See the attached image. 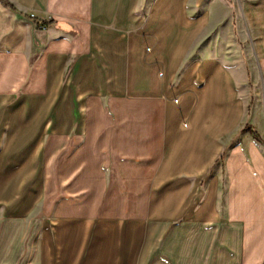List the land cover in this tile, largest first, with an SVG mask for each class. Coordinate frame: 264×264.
Returning <instances> with one entry per match:
<instances>
[{
	"label": "crops",
	"instance_id": "crops-1",
	"mask_svg": "<svg viewBox=\"0 0 264 264\" xmlns=\"http://www.w3.org/2000/svg\"><path fill=\"white\" fill-rule=\"evenodd\" d=\"M237 2L0 0L5 148L36 132L16 188L47 158L29 264H264V0Z\"/></svg>",
	"mask_w": 264,
	"mask_h": 264
},
{
	"label": "rangeland",
	"instance_id": "rangeland-1",
	"mask_svg": "<svg viewBox=\"0 0 264 264\" xmlns=\"http://www.w3.org/2000/svg\"><path fill=\"white\" fill-rule=\"evenodd\" d=\"M144 1L145 0H141L140 4L143 5ZM229 1L231 2L233 8L235 7L237 9V0ZM141 5L140 8L143 9V6ZM174 79L176 81L177 77H175ZM14 105L15 100L4 102L2 105L3 108L0 109V118H2V116H5L6 111L7 113L13 112ZM21 126L24 127L25 125ZM8 130V125L0 121V155H3L4 157L3 161L1 160L0 162V176L8 177V179L11 177L4 183V188H7L8 191H10V189L16 188V184H13V176L11 175L17 172V170L23 167V165L26 163L28 154L36 143V132L30 131L28 134H21V137L18 140V144L15 142L10 145V147L5 148V138L7 136ZM46 140L47 136H45L43 143L46 144ZM46 161L47 158L45 155H39V160L36 164H34L35 169L33 175L31 176V178H25V180L20 182L19 188L15 189L16 192L13 197L12 203L9 202L8 198L0 197V222L5 220L6 218L20 217L23 219L25 229V242L17 252V257L15 258V260L13 261V257L15 256V254L12 258L7 257L6 259V257L4 256L5 254L3 252H0V264H11L12 261V264H29L30 262L33 248L36 244L39 234L41 233L42 221L48 216V182L46 180L45 173ZM37 174L40 175L41 180L39 189L36 185L32 184ZM15 198L25 201V204L22 205V208L18 207V205L16 204L17 200H15ZM176 223L178 222H174V224ZM145 225L147 226V224Z\"/></svg>",
	"mask_w": 264,
	"mask_h": 264
},
{
	"label": "trees",
	"instance_id": "trees-1",
	"mask_svg": "<svg viewBox=\"0 0 264 264\" xmlns=\"http://www.w3.org/2000/svg\"><path fill=\"white\" fill-rule=\"evenodd\" d=\"M33 19V22L37 25V27H45L46 24L48 23V21L46 20H38L36 17H31ZM253 137L255 139L258 138V136L256 135V133L253 132Z\"/></svg>",
	"mask_w": 264,
	"mask_h": 264
},
{
	"label": "built area",
	"instance_id": "built-area-1",
	"mask_svg": "<svg viewBox=\"0 0 264 264\" xmlns=\"http://www.w3.org/2000/svg\"><path fill=\"white\" fill-rule=\"evenodd\" d=\"M30 17H35V14H34V13H31V14H30Z\"/></svg>",
	"mask_w": 264,
	"mask_h": 264
}]
</instances>
